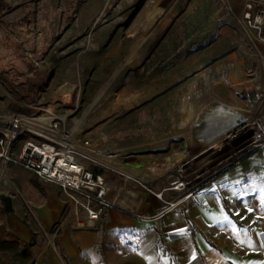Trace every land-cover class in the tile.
<instances>
[{"label": "rangeland", "instance_id": "obj_1", "mask_svg": "<svg viewBox=\"0 0 264 264\" xmlns=\"http://www.w3.org/2000/svg\"><path fill=\"white\" fill-rule=\"evenodd\" d=\"M229 1L234 6L231 0H0V116L49 117L50 110L67 128L75 130L81 122L83 130H76L74 139L103 155L116 146L120 160L111 162L120 168L130 153L179 152L181 166L190 162L185 181L198 185L250 151L247 145L258 123L264 126V112L256 119L244 108L251 115L247 130L205 151L186 141L198 114L196 91L176 102L169 98L158 117L145 107L232 50L261 60L264 26L261 35L249 28ZM199 77L207 80L204 73ZM140 114L148 128L137 125ZM124 120L132 121L131 137L124 135ZM27 121L39 125L48 119ZM140 130L146 145L139 141ZM103 134L110 142L101 141ZM157 138L162 139L153 142ZM93 143L99 148L92 149ZM3 195L0 191V215ZM48 237L42 234L49 251L39 264L57 255L55 240ZM0 264L14 263L0 252Z\"/></svg>", "mask_w": 264, "mask_h": 264}, {"label": "crops", "instance_id": "obj_2", "mask_svg": "<svg viewBox=\"0 0 264 264\" xmlns=\"http://www.w3.org/2000/svg\"><path fill=\"white\" fill-rule=\"evenodd\" d=\"M250 1L264 10V0H231L234 6L230 1L229 6L243 15ZM259 54L258 61L253 54L240 57L232 50L202 72L206 81L199 77L202 73L195 74L159 95L145 111H155L158 117L169 98L176 102L181 94L196 91L192 100L198 114L186 141L212 150L237 129L247 130L243 127L250 116L243 109L256 103L255 87L264 82V51ZM206 112L208 119L202 120ZM131 123L124 120L125 136H133ZM137 125L148 128L150 122L140 114ZM73 127L80 133L83 123ZM107 137L103 134L101 141L110 142ZM139 141L148 144L142 130ZM97 144L92 149L99 148ZM116 149L108 151L107 162L135 179L143 178L144 186L106 170L108 199L114 206L93 229H77L65 220L67 200L58 186L14 168L9 173L14 185L0 183V191L13 202V211L0 215V244L28 249L29 264H39L49 251L42 234L52 236L57 247L56 257L50 254L46 264H264V148L249 151L198 185L185 181L190 162L181 166L179 152L130 153L131 160L120 168L111 162L120 160Z\"/></svg>", "mask_w": 264, "mask_h": 264}, {"label": "built area", "instance_id": "obj_3", "mask_svg": "<svg viewBox=\"0 0 264 264\" xmlns=\"http://www.w3.org/2000/svg\"><path fill=\"white\" fill-rule=\"evenodd\" d=\"M259 2H248L242 20L249 28L262 33L264 10L259 9ZM264 42V38H260ZM258 102L244 111L257 119L264 112V82L255 87ZM49 117L25 116L14 113L0 116V183L14 185L9 173L14 168H21L35 175L42 183L58 186L65 194L67 209L65 220L73 223L75 228H97L104 212L114 205L108 199L109 186L105 171L116 172L127 180H136L144 186L143 178H133L104 158L109 154H99L81 146L74 138L73 128H67L65 120L46 110ZM251 116V115H250ZM252 116V117H253ZM251 117V118H252ZM48 121L33 125L28 119ZM259 121V120H258ZM255 125H257L255 123ZM250 126L247 122L246 127ZM248 143L250 152L264 148V126L259 128ZM26 134L29 137L23 139ZM22 142L19 149L16 146ZM100 170L101 172L96 171ZM182 183L178 184L179 188ZM162 198V193L157 194ZM176 203H171L174 207Z\"/></svg>", "mask_w": 264, "mask_h": 264}, {"label": "trees", "instance_id": "obj_4", "mask_svg": "<svg viewBox=\"0 0 264 264\" xmlns=\"http://www.w3.org/2000/svg\"><path fill=\"white\" fill-rule=\"evenodd\" d=\"M29 136L30 134H26L23 139H26ZM95 170L101 172L100 170ZM0 252L8 253L14 264H29V262H31L32 255L30 251L26 248L20 249L18 245L11 243L0 244Z\"/></svg>", "mask_w": 264, "mask_h": 264}, {"label": "water", "instance_id": "obj_5", "mask_svg": "<svg viewBox=\"0 0 264 264\" xmlns=\"http://www.w3.org/2000/svg\"><path fill=\"white\" fill-rule=\"evenodd\" d=\"M242 128V127H241ZM241 128L237 129L236 131H234L235 133L237 131H239ZM234 132H232L231 134H233ZM2 202L4 205V209L3 212L5 214L11 213L13 211V202H12V197L9 195H3L2 196Z\"/></svg>", "mask_w": 264, "mask_h": 264}, {"label": "bare ground", "instance_id": "obj_6", "mask_svg": "<svg viewBox=\"0 0 264 264\" xmlns=\"http://www.w3.org/2000/svg\"><path fill=\"white\" fill-rule=\"evenodd\" d=\"M134 194V193H133ZM135 195V197H136V194H134Z\"/></svg>", "mask_w": 264, "mask_h": 264}]
</instances>
